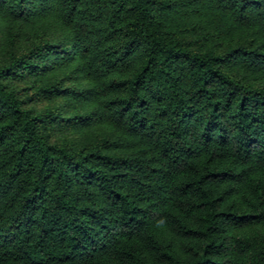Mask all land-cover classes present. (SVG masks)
Here are the masks:
<instances>
[{
    "label": "trees",
    "instance_id": "obj_1",
    "mask_svg": "<svg viewBox=\"0 0 264 264\" xmlns=\"http://www.w3.org/2000/svg\"><path fill=\"white\" fill-rule=\"evenodd\" d=\"M0 264H264V0H0Z\"/></svg>",
    "mask_w": 264,
    "mask_h": 264
}]
</instances>
